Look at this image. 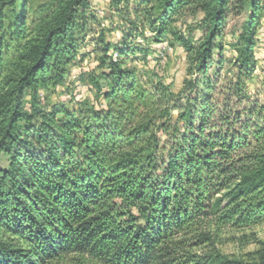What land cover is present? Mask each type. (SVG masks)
<instances>
[{"label":"trees","instance_id":"trees-1","mask_svg":"<svg viewBox=\"0 0 264 264\" xmlns=\"http://www.w3.org/2000/svg\"><path fill=\"white\" fill-rule=\"evenodd\" d=\"M108 1L125 30L114 45L104 30L94 40L95 67L81 75L94 104L71 111L46 94L85 57L89 0H0V264H264V251L196 252L264 225V104L246 92L264 0ZM243 13L234 111L214 99L220 72L208 69L217 51L221 70L227 17ZM138 38L187 54L201 78L183 104L171 86L141 82Z\"/></svg>","mask_w":264,"mask_h":264},{"label":"rangeland","instance_id":"rangeland-1","mask_svg":"<svg viewBox=\"0 0 264 264\" xmlns=\"http://www.w3.org/2000/svg\"><path fill=\"white\" fill-rule=\"evenodd\" d=\"M44 1L33 0V4H40ZM89 5L96 20L88 23L86 38L79 50L80 54L85 57L80 65L70 70L64 87H59L46 94L50 105L64 104L71 111L76 110L78 105L84 103L87 106L94 104L81 80L82 74L85 78L86 74L92 72L95 67L93 56L89 54L93 48L94 40L97 39L101 30H104L106 41L114 45L120 40L122 32L125 30L118 17L110 10L108 0H89ZM246 19V13L227 17L223 30L221 54L224 64L219 70L217 51H214L211 55L212 63L208 69L209 77H213L217 71L220 72V81L217 83L218 94L214 99L219 107H224L226 102H229L228 107L234 111L241 108L244 103H238L235 99L230 98L227 89L236 73V68L233 66V60L236 57L235 45ZM194 22V20H182L176 26L183 34H190L193 41L198 42L201 38V31L195 27ZM134 44L148 50L145 55L139 54L130 59V65L136 68L141 82L148 87L151 85L171 86L169 91L172 93V102L174 100V102L183 104L184 97L190 95L189 89H185V83L201 78L194 67H191L183 49L176 43L153 44L140 38L136 39ZM254 55L257 60L256 68L252 78L246 84V92L251 100L264 104V20L260 22L257 30ZM212 251H217L232 259L249 261L256 252L264 251V225L240 230H225L214 238L212 244L196 250V252ZM74 261L72 258L61 264H75Z\"/></svg>","mask_w":264,"mask_h":264}]
</instances>
